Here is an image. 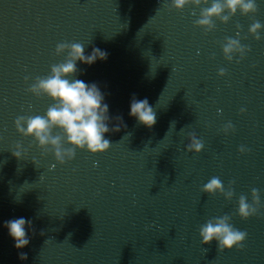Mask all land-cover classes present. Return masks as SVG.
<instances>
[{"label": "water", "instance_id": "1", "mask_svg": "<svg viewBox=\"0 0 264 264\" xmlns=\"http://www.w3.org/2000/svg\"><path fill=\"white\" fill-rule=\"evenodd\" d=\"M170 3L0 0V264H264V29L259 41L248 33L254 20L264 25V0L255 15L214 20L207 34L194 22L211 0L182 12ZM238 31L251 51L229 62L221 45ZM62 42L108 53L91 66L78 61L75 78L97 84L109 128L120 126L105 134L109 150L77 149L63 165L14 124L54 103L26 89L64 61L67 53L55 55ZM133 94L156 112L151 129L130 117ZM229 122L235 131L225 135ZM192 132L204 143L199 154L186 151ZM17 143L22 159L12 154ZM241 146L251 151L241 154ZM213 176L226 190L235 180L231 201L201 192ZM253 188L261 214L242 220L239 197L251 203ZM225 214L248 233L241 251L201 243L200 226ZM21 217L32 221L30 243L19 250L26 260L4 227Z\"/></svg>", "mask_w": 264, "mask_h": 264}, {"label": "clouds", "instance_id": "2", "mask_svg": "<svg viewBox=\"0 0 264 264\" xmlns=\"http://www.w3.org/2000/svg\"><path fill=\"white\" fill-rule=\"evenodd\" d=\"M209 0H171L167 5L169 10L183 11L186 6L208 5ZM242 16L255 15L258 11L256 0H211L210 6L200 7L199 18L195 20L194 26L204 30L205 34L215 30L216 24L214 20L221 23H228L229 20L237 14ZM227 13V14H225ZM192 15H196L193 10ZM237 28L240 25L237 24ZM264 25L258 20H254L248 29V33L255 40H261V30ZM246 39L247 37H243ZM224 58L231 62L235 55L240 60L245 58L247 52L251 49L243 46L240 42L239 31L237 38H226L221 45ZM67 53L63 62L53 64L47 76H37L35 81L26 89L36 98L47 96L54 103L51 104L44 115H21L15 121L17 132L23 137H32L43 154L51 153L57 163L63 165L67 161L75 158L76 150H86L91 154H103L109 150L111 142L105 139V134L111 132H119L120 126L109 128V106L104 103V94L100 91L96 83L86 84L80 79H76L77 62L91 66L97 60L104 61L108 57V53L99 48L93 47L90 54H85V46L80 43H58L55 49V55ZM214 58V56H213ZM220 77L226 75V70L221 68L218 71ZM71 78V79H70ZM29 77H25L27 83ZM241 113L245 112V108L240 109ZM130 117L137 122L151 129L157 120L156 112L149 104L147 98L136 99L135 94L130 102ZM122 122V117H117ZM126 127V125H125ZM59 130L54 133V130ZM222 131L227 135L230 131L234 132V126L231 122L224 125ZM189 143L185 146L186 151L199 154L204 143L198 139L195 132L189 133ZM16 150L12 154L17 159H22V154L26 150L22 149L20 143L15 145ZM241 154L251 151L244 146L239 149ZM36 165V161L33 160ZM235 180L229 181L227 190L219 177L213 176L201 188L202 193L215 196L217 193L222 195L226 200L231 201L234 196L232 185ZM251 203L245 195H240L238 200V215L242 220L250 217L259 216L262 207L260 201L259 190L253 188L251 190ZM232 217L225 214L221 217H213L208 219L199 228V236L203 245L210 244L212 241L217 242L219 252L225 250L237 251L244 249V242L247 240L248 233L236 229L231 223ZM31 229L32 221L25 218H17L5 221L4 227L8 229L9 236L14 240V247L18 250V258L20 260L27 259V253L19 251L30 243V238L26 231ZM43 235V232L41 233ZM206 251V250H205Z\"/></svg>", "mask_w": 264, "mask_h": 264}]
</instances>
